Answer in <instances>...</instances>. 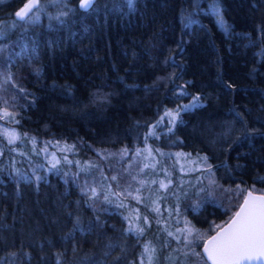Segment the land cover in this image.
<instances>
[{"label": "trees", "instance_id": "obj_1", "mask_svg": "<svg viewBox=\"0 0 264 264\" xmlns=\"http://www.w3.org/2000/svg\"><path fill=\"white\" fill-rule=\"evenodd\" d=\"M78 1L25 23L24 0H0L13 23L0 34V122L19 152L14 168L0 154V264H211L201 245L240 204L233 187L264 192V0ZM163 129L188 155L139 156ZM179 159L202 177L133 221L134 197L164 168L178 179ZM184 219L187 248L173 232Z\"/></svg>", "mask_w": 264, "mask_h": 264}, {"label": "rangeland", "instance_id": "obj_2", "mask_svg": "<svg viewBox=\"0 0 264 264\" xmlns=\"http://www.w3.org/2000/svg\"><path fill=\"white\" fill-rule=\"evenodd\" d=\"M52 0H44L43 3L40 4V12L46 10V12H51V10H49L48 8H46L48 2H50ZM40 12H34L32 14V16H30L29 19L25 20L24 22L27 23L26 21H28L29 23L34 21L37 17H39ZM11 25H13L12 22H3L0 21V34H1V30L2 32L4 30H6L8 27H10ZM6 27V29H5ZM1 124H4L2 122H0V129H2L4 136L6 137H1L0 136V154H2V151L6 150V152H4V155L6 156V158L4 159L3 163L5 164L6 168H14L16 165V162L18 160V155L19 152L18 151H12L10 150L11 147V143L13 142H9V140L7 138H10V136L5 135V131L3 130L4 126H2ZM161 125V124H159ZM0 131V134H3ZM8 133H14V131L12 130V128H10L8 130ZM15 134V133H14ZM13 138V137H12ZM15 139V142H17L18 138L15 134V138H13V140ZM156 148L158 151H160L162 153V156L165 157L166 159H173V158H177L178 156L181 155H188V153L186 152H182L181 150H179L176 147V141L171 139V137H169V132H167V130H161L160 133L156 134L153 139H151L149 142H147L144 146L139 147L138 148V153L139 156H144V153L146 151V149L148 148ZM54 151H56V149H53ZM199 159V158H198ZM195 164V163H193ZM192 161H183L181 159L176 160V162L174 163V165H172L173 167H175L174 169H176L177 172H179L178 174V179H176L174 181V179L172 178V174L171 172V168L170 171H168L166 168H164L162 171L165 173L166 176H164L162 179H158V184H157V188L152 189L150 191H148L147 193H142V194H137L134 197V203L130 206L129 210L127 211L128 215L130 216V218L134 221L138 219V213L141 211H144V206L148 207H156L158 204V202H162V201H166V199L164 198V195L161 192H164L166 190V188H174L173 190H185L188 189L189 187L194 186L195 184V180L196 178L202 177L203 175V170L199 169V167H197L195 169V167L193 168ZM155 162L151 163L150 166H155ZM200 165V164H199ZM205 166V164H204ZM195 172V173H194ZM184 174V175H182ZM195 174V175H194ZM183 176V177H182ZM209 178V176H208ZM165 185V187H161V185ZM245 186L244 185H236L233 187V194L235 196L244 193L245 191ZM252 190H256L255 186H251L250 187ZM175 190V191H176ZM163 196V200L160 199L158 202L154 199L155 197H159ZM138 212V213H137ZM159 224L160 226H164L166 225V218H164L163 220L160 219L159 220ZM220 223H215L213 226L215 225H219ZM213 226L209 225L205 228V230H207L206 232L210 233L213 229ZM220 227V226H219ZM182 229V234L179 232L180 229ZM191 228L192 232L191 234L188 233V231L186 229ZM173 232L175 233H180L179 235H183L182 239L184 240L183 243L185 244V248H187L189 246V243L192 242L194 240L193 234L195 232V228H192L191 226H189L188 221L187 220H183L182 223H177L176 226L174 227ZM214 232V231H213ZM181 239V238H179ZM147 245L151 246L150 241L146 242ZM181 245H179V249L182 248L180 247Z\"/></svg>", "mask_w": 264, "mask_h": 264}, {"label": "snow or ice", "instance_id": "obj_3", "mask_svg": "<svg viewBox=\"0 0 264 264\" xmlns=\"http://www.w3.org/2000/svg\"><path fill=\"white\" fill-rule=\"evenodd\" d=\"M93 3L94 0H80V7L87 10ZM128 3L131 5L133 0H128ZM39 7V0H29L15 16L18 20H25ZM5 115L8 113L5 112ZM5 135L15 138L14 133L6 132ZM9 142L11 143L12 139ZM55 166L53 164V167ZM161 187L165 185L162 184ZM186 230L191 234V228ZM145 253H149L148 259L151 261L147 247ZM205 253L212 264H244L245 261L256 260L264 262V197L258 198L257 203L246 200L228 227L208 241Z\"/></svg>", "mask_w": 264, "mask_h": 264}, {"label": "water", "instance_id": "obj_4", "mask_svg": "<svg viewBox=\"0 0 264 264\" xmlns=\"http://www.w3.org/2000/svg\"><path fill=\"white\" fill-rule=\"evenodd\" d=\"M29 3V0H26L17 10H21L22 8H24L25 4ZM78 8L81 9V10H85V9H82L80 7V0L78 1ZM89 9V8H88ZM87 9V10H88ZM15 12V13H16ZM251 193V195H249ZM260 197H264V192H260V191H254L250 188L246 189L244 194H243V198L240 202V204L238 205L237 209L234 211V213L232 214V216L225 222L223 223L220 227H218L214 232H212L203 242V244L201 245V250H202V253L203 255L205 256V258L208 260L207 258V255L205 253V247L208 243V241L213 237V236H216L218 235V233L221 232L222 229H225L228 227V225L232 222L233 218L235 217L236 213L238 211H240L241 207L245 204V201L248 200L252 203H257L258 202V198ZM211 264L212 262L210 260H208ZM244 264H264V262H261L259 260H256V261H245Z\"/></svg>", "mask_w": 264, "mask_h": 264}, {"label": "flooded vegetation", "instance_id": "obj_5", "mask_svg": "<svg viewBox=\"0 0 264 264\" xmlns=\"http://www.w3.org/2000/svg\"><path fill=\"white\" fill-rule=\"evenodd\" d=\"M25 1H26V0H24V2H25ZM24 2H23V3H24ZM23 3H22V4H23Z\"/></svg>", "mask_w": 264, "mask_h": 264}]
</instances>
